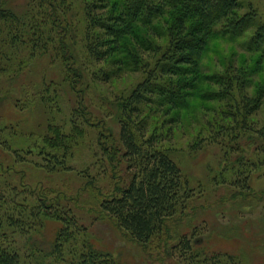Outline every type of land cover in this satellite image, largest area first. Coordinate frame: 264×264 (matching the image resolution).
Masks as SVG:
<instances>
[{"label": "trees", "instance_id": "16d2710c", "mask_svg": "<svg viewBox=\"0 0 264 264\" xmlns=\"http://www.w3.org/2000/svg\"><path fill=\"white\" fill-rule=\"evenodd\" d=\"M215 39L255 55V63L234 64L238 51L226 57L219 48L223 61L231 59L223 71H209L203 60ZM44 56L62 67L81 106L69 126L56 123L50 106L61 85L52 81L42 93L44 135L21 143L20 123L0 125V149L14 157L12 165L0 163V264H25L27 252L42 264H123L93 245L63 193L11 177L20 164L48 173L74 170L69 160L89 127L98 130L100 157L114 165V188L102 195L100 211L131 240L162 251L160 264H249L243 254L196 244L197 226L170 246L165 236L171 225L180 230L177 216L203 192L171 154L178 133L196 125L191 150L222 148L213 180L235 190L230 200L255 194L252 178L264 171V12L254 0H28L20 13L0 0V105L3 77ZM90 67L103 83L141 76L128 94L114 98L119 136L103 119L92 123L82 105L78 85ZM255 197L264 204V190ZM48 221L59 225L55 236L38 239Z\"/></svg>", "mask_w": 264, "mask_h": 264}, {"label": "rangeland", "instance_id": "374dc122", "mask_svg": "<svg viewBox=\"0 0 264 264\" xmlns=\"http://www.w3.org/2000/svg\"><path fill=\"white\" fill-rule=\"evenodd\" d=\"M27 2L28 0H7L8 5L19 13L24 11ZM254 3L263 13L264 0H254ZM219 48L226 57L232 55L233 51H238L233 58L234 64L244 61L250 65L255 63V55H248L224 39H215L211 46L213 50L203 60V63L209 66V71H223L226 68L225 62L231 59L223 61V56L216 52ZM78 60L82 61V58L79 57ZM140 79V74H127L112 79L109 83H103L95 80L93 67L84 72L78 86L84 96L82 105L85 106L86 112L91 114L92 123L103 119L114 136H119L120 125L115 113L114 98L120 93L128 94ZM2 81L5 82L2 83L1 94L5 98L0 105V125L20 123L25 135L21 138V143H29L47 131L48 120L42 93L49 82L61 85L58 93L60 98L50 106L56 123L69 126L72 110L81 106L63 81L62 67L58 63L53 64L47 56L37 58L26 70L13 77L5 76ZM195 128L196 125L193 131ZM87 131V135L69 160L74 170L48 173L32 165L20 164L15 165L16 169L11 173V177L17 182L22 179L33 185L40 184L53 188L57 193H63L61 195L70 201L82 222L88 226V237L93 245L113 253L123 264H160L157 258L164 256L162 251L154 247H141L100 211L102 195L112 192L114 188V165L108 158L100 157L96 127H89ZM193 131L178 133L172 142L174 146L171 154L190 177L192 185H201L203 192L202 196L195 198L188 212L177 216L180 230L172 232L173 226H170L169 235L165 236L168 238L167 245H172L180 232L191 231L197 226L200 234L195 239L196 244L209 252L229 251L243 254L249 264L264 263V204L256 202L255 197L264 190V171L255 172L252 178L255 194L245 198L238 195L235 196L237 199L230 200V197L235 195V190L213 180L215 172L223 165L222 148L211 145L200 151L191 150L190 144L197 139L194 135L196 132ZM0 163L3 166L12 165L13 155L0 149ZM120 168H123V165ZM82 170H86V174L90 173L95 178L84 176ZM58 228V223L48 221L45 231L36 237L41 239L44 234L46 238H52ZM23 255L25 264L43 263L39 260L41 258H35L29 255V252Z\"/></svg>", "mask_w": 264, "mask_h": 264}]
</instances>
